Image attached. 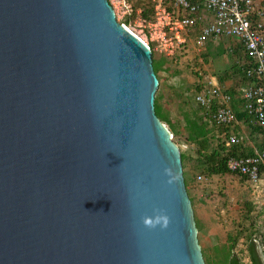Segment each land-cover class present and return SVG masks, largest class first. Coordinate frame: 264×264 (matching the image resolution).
<instances>
[{
	"label": "water",
	"instance_id": "95a60500",
	"mask_svg": "<svg viewBox=\"0 0 264 264\" xmlns=\"http://www.w3.org/2000/svg\"><path fill=\"white\" fill-rule=\"evenodd\" d=\"M158 82L109 0H0V264H205Z\"/></svg>",
	"mask_w": 264,
	"mask_h": 264
},
{
	"label": "built area",
	"instance_id": "2783aa9c",
	"mask_svg": "<svg viewBox=\"0 0 264 264\" xmlns=\"http://www.w3.org/2000/svg\"><path fill=\"white\" fill-rule=\"evenodd\" d=\"M152 1L153 18L145 21L137 17L146 28L143 37H138L148 46L154 42L165 56L184 49L200 56L207 42L217 43L223 38L232 45H242L251 59L247 74L256 80L230 91V84L221 83L216 74L199 71L193 82L194 100L203 109L205 118L221 127L217 136L228 149L243 144L241 132L245 126H256L264 132V0ZM109 2L113 9L115 2L123 15L132 12L128 0ZM253 149L251 155L229 157L227 169L248 183L253 202L264 212V152L255 146ZM262 249L264 252V244ZM244 257L247 262L245 248Z\"/></svg>",
	"mask_w": 264,
	"mask_h": 264
},
{
	"label": "trees",
	"instance_id": "16d2710c",
	"mask_svg": "<svg viewBox=\"0 0 264 264\" xmlns=\"http://www.w3.org/2000/svg\"><path fill=\"white\" fill-rule=\"evenodd\" d=\"M132 6L130 15H125L124 21L120 23L131 22L134 15L150 21L153 18L154 4L152 0H128ZM224 39V38H223ZM229 40V39H227ZM152 49V64L154 72L158 78V88L155 92L154 109L157 117L162 123L168 126L172 137L179 143L180 157L183 167V176L187 189L188 196L191 200V205L194 212V219L197 230L203 228L202 222L195 213V198L187 188L189 183L199 181L198 179H206L210 181L213 177L223 176H238L243 178L236 172H231L227 169V160L231 156L251 155L254 149L250 146L237 144L231 149L224 146L222 138L217 136L222 130L214 122L206 119L203 109L198 106L194 100L195 90L185 78L179 77L180 72L174 69L171 72V67L165 56H156L153 50V43H149ZM229 42H207L205 50L202 51L200 57L203 61L215 60L228 54L231 59V64L226 66L222 71V75L218 76L221 83L227 82L230 91L253 83L256 79L253 75H248L247 71L251 67V59L245 52L241 44ZM171 59L169 62H172ZM170 74L172 80L170 82L161 83L162 76ZM178 76V78H176ZM166 86L167 92L163 89ZM179 99V106L176 108L175 114L172 109L167 107L173 99ZM239 117H241L239 115ZM258 136L255 140V145L258 151L264 152V132L256 126H247ZM237 129H239L237 127ZM243 133V132H241ZM182 145H186L183 147ZM197 171V175L193 172ZM200 176V177H198ZM198 177V179H197ZM209 195V194H208ZM251 196V194L249 193ZM200 199V200H199ZM198 201H203L199 198ZM246 214L248 217L253 209L252 202L246 201ZM249 232L245 233V231ZM253 223L249 227L236 225L227 233L226 239H214L208 245L201 246L202 255L205 264H242L241 260L234 252L233 244L240 237L244 238L245 250L248 254L246 264H264V241L258 233Z\"/></svg>",
	"mask_w": 264,
	"mask_h": 264
},
{
	"label": "rangeland",
	"instance_id": "374dc122",
	"mask_svg": "<svg viewBox=\"0 0 264 264\" xmlns=\"http://www.w3.org/2000/svg\"><path fill=\"white\" fill-rule=\"evenodd\" d=\"M114 10L117 20L124 21L125 15L122 14L115 2ZM125 25L139 37H143V32L146 31V28L139 24L137 15H134L131 22L125 23ZM221 42H229V40L221 39L217 41V43ZM150 43H153V50L156 56H165L154 42ZM228 56V54H225L219 59L205 62L200 56L193 54L191 49L188 51L184 49L182 52L175 53L173 56L165 57L171 67V72H173L174 69L178 70L180 72L179 77L185 78L193 87V82L199 71L206 70L212 74L221 76L226 66L231 64V59L228 58ZM171 59L173 61L169 62ZM172 77L173 75L171 76L170 74L163 75L161 83L170 82ZM176 78H178V76ZM167 90L165 86L163 91L167 92ZM179 102V99L175 98L170 103H167V107L172 109V112L175 114L176 108L180 105ZM163 124L168 129V126L165 123ZM252 132L253 131L248 127H244L243 133H241L244 146L256 147L254 139L257 138L258 134L257 132ZM172 140L179 147V143L176 139L172 137ZM182 146L186 147V145ZM197 173V171L193 172L195 175H197ZM198 180L199 181L189 183L187 188L195 198V213L203 226L200 232L197 230V238L200 246L208 245L216 238L225 240L227 233L230 232L234 226L239 224L246 228L249 227V224L252 222L253 225L258 228V233L260 235L264 233V212L260 206H257L256 203L253 202L254 199L249 195L250 189L247 188L248 183L238 176L229 175L213 177L210 181L202 178ZM199 198H202L203 201H198ZM246 201L252 202L253 205V209L247 218H245ZM248 229L249 228H247V230ZM248 232L249 230L245 231L243 235ZM262 239L264 241V235ZM244 248H246L244 246V238L240 237L234 242L233 249L242 264H246Z\"/></svg>",
	"mask_w": 264,
	"mask_h": 264
},
{
	"label": "bare ground",
	"instance_id": "6f19581e",
	"mask_svg": "<svg viewBox=\"0 0 264 264\" xmlns=\"http://www.w3.org/2000/svg\"><path fill=\"white\" fill-rule=\"evenodd\" d=\"M130 30V29H129ZM131 31V30H130ZM132 32V31H131ZM133 33V32H132ZM136 35V34H135ZM137 36V35H136ZM138 37V36H137ZM139 38V37H138Z\"/></svg>",
	"mask_w": 264,
	"mask_h": 264
},
{
	"label": "crops",
	"instance_id": "0c3cea01",
	"mask_svg": "<svg viewBox=\"0 0 264 264\" xmlns=\"http://www.w3.org/2000/svg\"><path fill=\"white\" fill-rule=\"evenodd\" d=\"M241 127V126H240Z\"/></svg>",
	"mask_w": 264,
	"mask_h": 264
}]
</instances>
